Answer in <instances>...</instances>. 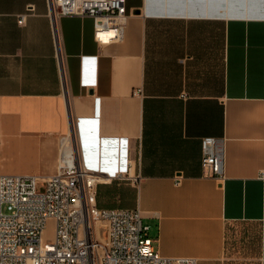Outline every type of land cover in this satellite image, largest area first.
<instances>
[{"label": "crops", "instance_id": "0c3cea01", "mask_svg": "<svg viewBox=\"0 0 264 264\" xmlns=\"http://www.w3.org/2000/svg\"><path fill=\"white\" fill-rule=\"evenodd\" d=\"M126 9L122 41L99 45L92 18L56 38L48 0H0L1 174L55 175L72 135L106 180L98 207L139 209L162 256L224 264L228 226L250 223L264 264V0ZM205 137L225 140L223 179L203 172Z\"/></svg>", "mask_w": 264, "mask_h": 264}, {"label": "built area", "instance_id": "2783aa9c", "mask_svg": "<svg viewBox=\"0 0 264 264\" xmlns=\"http://www.w3.org/2000/svg\"><path fill=\"white\" fill-rule=\"evenodd\" d=\"M48 7L56 38L62 18L78 17L94 20L99 45L123 39L126 0H48ZM133 95L141 96L142 90ZM201 148L204 174L223 179L225 140L205 137ZM104 181L83 166L72 135L61 140L55 175L41 179L0 172V264H198L192 257L157 252L139 209H100L97 187ZM49 220L56 223L55 238L45 242Z\"/></svg>", "mask_w": 264, "mask_h": 264}, {"label": "rangeland", "instance_id": "374dc122", "mask_svg": "<svg viewBox=\"0 0 264 264\" xmlns=\"http://www.w3.org/2000/svg\"><path fill=\"white\" fill-rule=\"evenodd\" d=\"M56 223L47 222L43 240L53 241ZM260 229L257 224L235 223L228 226L224 264H261Z\"/></svg>", "mask_w": 264, "mask_h": 264}, {"label": "bare ground", "instance_id": "6f19581e", "mask_svg": "<svg viewBox=\"0 0 264 264\" xmlns=\"http://www.w3.org/2000/svg\"><path fill=\"white\" fill-rule=\"evenodd\" d=\"M75 138V137H74Z\"/></svg>", "mask_w": 264, "mask_h": 264}]
</instances>
